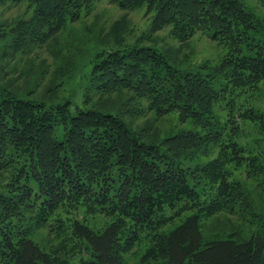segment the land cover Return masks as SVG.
<instances>
[{
	"label": "trees",
	"instance_id": "trees-1",
	"mask_svg": "<svg viewBox=\"0 0 264 264\" xmlns=\"http://www.w3.org/2000/svg\"><path fill=\"white\" fill-rule=\"evenodd\" d=\"M8 1L31 10L12 28L29 43L76 20L93 0ZM108 1L144 8L152 31L168 29L180 42L199 33L225 54L191 71L150 45L102 50L87 94L96 99L75 114L69 101L46 105L0 90V264H126L142 241L149 245L141 260L153 264H264L261 233L205 240L200 226L201 216L229 208L254 213L232 169L263 182L264 160L242 137L249 123L255 141L264 140V110L253 106L264 82V17L249 5L264 0ZM125 113H176L194 128L159 138L133 128ZM88 216L104 224L93 228ZM41 229L57 244L36 242Z\"/></svg>",
	"mask_w": 264,
	"mask_h": 264
},
{
	"label": "rangeland",
	"instance_id": "rangeland-1",
	"mask_svg": "<svg viewBox=\"0 0 264 264\" xmlns=\"http://www.w3.org/2000/svg\"><path fill=\"white\" fill-rule=\"evenodd\" d=\"M249 5L259 17H264V6L253 1H249ZM30 15L31 10H26V5H12L8 0L0 3V90L46 105L69 101L71 114H75L77 108L85 109L96 99V96L88 99L87 94H93L91 69L95 56L102 50L150 45L163 51L169 62L180 70L191 71L201 64H217L226 50L199 33L180 42L170 36L168 29L152 31L151 17L145 14L144 8L123 10L108 0H93L80 10L76 20H67L61 29L42 42L18 41L12 28ZM253 106L264 110V82ZM123 119L133 128L146 126L147 130L159 134V138L180 129L194 128L189 122L180 123L176 113L159 119L153 113L145 117L125 113ZM244 126L246 135L242 138L247 147L264 160V140L255 141L257 132L252 124ZM55 135L58 139L63 138L61 126L55 127ZM231 171L232 177L240 180L253 201L254 213L229 208L201 216L205 240L226 237L244 240L253 233L264 235V175L260 176L263 182L259 183L260 179L246 176L244 170ZM5 181L0 175V186ZM86 219L89 226L96 229L104 224L101 217L88 216ZM34 240L47 250L57 244L59 237L41 229L34 233ZM148 245L142 241L133 247L125 255V263L153 264V261L141 260Z\"/></svg>",
	"mask_w": 264,
	"mask_h": 264
}]
</instances>
